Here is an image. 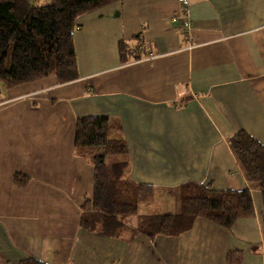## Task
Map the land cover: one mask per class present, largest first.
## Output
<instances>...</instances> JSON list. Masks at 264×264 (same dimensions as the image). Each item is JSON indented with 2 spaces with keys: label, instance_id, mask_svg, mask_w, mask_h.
<instances>
[{
  "label": "crops",
  "instance_id": "1",
  "mask_svg": "<svg viewBox=\"0 0 264 264\" xmlns=\"http://www.w3.org/2000/svg\"><path fill=\"white\" fill-rule=\"evenodd\" d=\"M188 9L187 34L173 20L178 0L114 2L76 21V80L0 83V264H231L230 252L264 264L262 194L229 145L244 131L264 146V0H189ZM120 42L141 46L139 60L123 64ZM96 116L120 124L132 181L167 197L191 182L248 189L254 216L228 230L198 218L178 236L129 244L83 231L94 175L74 153V127Z\"/></svg>",
  "mask_w": 264,
  "mask_h": 264
},
{
  "label": "trees",
  "instance_id": "2",
  "mask_svg": "<svg viewBox=\"0 0 264 264\" xmlns=\"http://www.w3.org/2000/svg\"><path fill=\"white\" fill-rule=\"evenodd\" d=\"M120 0H0V83L7 88L54 77L69 83L79 77L73 32L80 16ZM138 38V37H137ZM136 38V39H137ZM123 64L138 61L141 46L118 44ZM74 153L93 166V194L80 207V228L99 237L131 243L137 235L153 240L158 235L178 236L200 218L224 229L241 218L254 216L248 189L213 190L185 183L167 194L177 196L180 210L173 213L139 214L140 207L155 201L157 190L129 177L130 162L120 124L109 117L78 118L74 127ZM247 180L262 194L264 227V146L250 134L236 131L229 139ZM17 186L29 178L17 173ZM136 215L131 225L127 217ZM227 262L241 264V252H230ZM20 264H45L23 258Z\"/></svg>",
  "mask_w": 264,
  "mask_h": 264
},
{
  "label": "rangeland",
  "instance_id": "3",
  "mask_svg": "<svg viewBox=\"0 0 264 264\" xmlns=\"http://www.w3.org/2000/svg\"><path fill=\"white\" fill-rule=\"evenodd\" d=\"M156 199L154 202L150 204H146L141 206L139 214H146V213H173L177 214L179 212L180 206L178 205V198L177 196L167 197L164 194H156ZM136 215L127 217L128 223L133 225L135 224Z\"/></svg>",
  "mask_w": 264,
  "mask_h": 264
},
{
  "label": "built area",
  "instance_id": "4",
  "mask_svg": "<svg viewBox=\"0 0 264 264\" xmlns=\"http://www.w3.org/2000/svg\"><path fill=\"white\" fill-rule=\"evenodd\" d=\"M178 4H179V14L177 15L176 18H173V20L179 19L182 23V30L183 33H189V29H190V25H191V21L189 18L190 15V10L189 8V0H178ZM153 56L152 53H146L145 57H148L151 59V57Z\"/></svg>",
  "mask_w": 264,
  "mask_h": 264
}]
</instances>
